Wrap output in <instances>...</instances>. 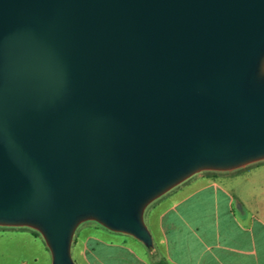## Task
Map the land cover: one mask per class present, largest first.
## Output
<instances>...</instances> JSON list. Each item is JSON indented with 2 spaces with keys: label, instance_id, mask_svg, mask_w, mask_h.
Here are the masks:
<instances>
[{
  "label": "water",
  "instance_id": "water-1",
  "mask_svg": "<svg viewBox=\"0 0 264 264\" xmlns=\"http://www.w3.org/2000/svg\"><path fill=\"white\" fill-rule=\"evenodd\" d=\"M264 162V0H0V228L75 264L202 173Z\"/></svg>",
  "mask_w": 264,
  "mask_h": 264
},
{
  "label": "crops",
  "instance_id": "crops-1",
  "mask_svg": "<svg viewBox=\"0 0 264 264\" xmlns=\"http://www.w3.org/2000/svg\"><path fill=\"white\" fill-rule=\"evenodd\" d=\"M253 170L264 172V164ZM230 179L204 177L199 179L200 187L179 198L169 196L165 207L166 200L159 202L157 207L163 204L153 218L157 235L151 251L154 256L128 236L90 228L81 241L73 244V250L78 253L76 263L264 264V206L250 194H236L229 187ZM0 238L22 240L15 244L23 253L38 241L23 229L0 230ZM40 254L44 259L47 257L43 244Z\"/></svg>",
  "mask_w": 264,
  "mask_h": 264
},
{
  "label": "rangeland",
  "instance_id": "rangeland-1",
  "mask_svg": "<svg viewBox=\"0 0 264 264\" xmlns=\"http://www.w3.org/2000/svg\"><path fill=\"white\" fill-rule=\"evenodd\" d=\"M259 164L262 165V164H264V162L259 163ZM259 164H257V165H259ZM257 165H253V166H250L246 169L239 170L237 172L230 173V174H219L216 177L232 178V179H230L231 184L229 187L234 188L237 192L236 194L240 193L242 196L250 194L251 196H253L252 198H254L258 204H261L264 206V199H263L264 198V172H260L261 170H258V171L253 170V168ZM204 177H209V176L200 175V176H195V177L191 178L185 184L177 187L176 189L171 191L169 194L162 197L151 208H148V210L145 213L144 221H145V224H146L152 238L156 239V237H157V235H156V223H155L156 221L154 222L153 218L156 215L155 212H158L160 210V206H162V204H163V203H161L160 206L157 207L159 202H161L162 200H166V201H164V204H163V207H165L167 205L166 203H168L167 198L169 196H175V198L176 197L179 198V197L185 195L186 193L190 192L195 187H197V186L200 187L202 185V181H200L199 179H202ZM196 180H199V181H196ZM155 207H156V209L153 212V209ZM262 208H264V207H262ZM90 228L101 229V230H104V232L111 233V232L101 228L100 226L94 224V223H86V224H84L78 228V230L75 234V237H74V241L75 242L81 241L83 239V235L85 236L84 232ZM0 230H5V229L0 228ZM23 230H26L27 232L31 233L30 230H27V229H23ZM112 234H114V233H112ZM119 236H122V235L119 234ZM37 238H38V241H36L37 243L35 245L32 244V249L28 250V252H26V253H23L22 250H20V249L19 250L16 249L17 245L15 243H21L20 241H22V240L0 238V243H2V244H0V264H20L22 260L27 261V264H51L50 263V255H49V252L47 249H46L47 250V257L44 259L41 256L40 246H42V244L44 245V243L41 240V238L39 237V235ZM129 240L133 241V239L130 237H129ZM75 242H74V244H75ZM33 258L36 259V262L33 261ZM77 258H78L77 250H73V247H72V259H73L75 264H77L76 263V261L78 260Z\"/></svg>",
  "mask_w": 264,
  "mask_h": 264
},
{
  "label": "trees",
  "instance_id": "trees-1",
  "mask_svg": "<svg viewBox=\"0 0 264 264\" xmlns=\"http://www.w3.org/2000/svg\"><path fill=\"white\" fill-rule=\"evenodd\" d=\"M200 175H203V176H209V177H216L217 175H219V174H215V173H202V174H199V175H197V176H200ZM189 181V180H188ZM186 183V182H185ZM184 183V184H185ZM169 194V193H168ZM159 201V200H158ZM157 201V202H158ZM157 202H155L154 204H156ZM154 204H152L149 208H151ZM31 233L35 236V237H38V234L37 233H35V232H32L31 231ZM75 242V241H74ZM74 244V243H73ZM150 251V255L151 256H154V252H151L152 250H149Z\"/></svg>",
  "mask_w": 264,
  "mask_h": 264
}]
</instances>
